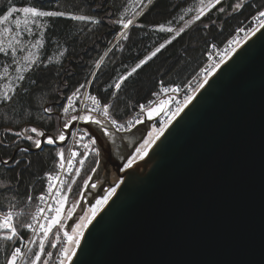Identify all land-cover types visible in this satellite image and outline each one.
<instances>
[{
    "label": "water",
    "instance_id": "95a60500",
    "mask_svg": "<svg viewBox=\"0 0 264 264\" xmlns=\"http://www.w3.org/2000/svg\"><path fill=\"white\" fill-rule=\"evenodd\" d=\"M76 125L97 138L98 169L107 173L95 190L87 184L91 206L112 174L120 180L153 121L127 133L139 137L121 158L95 125L61 129L69 138ZM76 253L71 264H264V31L171 123L84 230Z\"/></svg>",
    "mask_w": 264,
    "mask_h": 264
},
{
    "label": "trees",
    "instance_id": "16d2710c",
    "mask_svg": "<svg viewBox=\"0 0 264 264\" xmlns=\"http://www.w3.org/2000/svg\"><path fill=\"white\" fill-rule=\"evenodd\" d=\"M238 2L239 0H223L217 9L222 6L226 9L225 13L212 9L201 20L186 26L185 22L195 14L186 10L196 9L199 0H154L127 31L128 39H120L115 43L116 36L123 28L115 21L133 18L136 0H0V15L8 7L36 6L43 10L87 15L99 21L93 23L65 17L43 18L44 27L35 36L39 39L43 32L44 47L39 48L38 55L45 63L49 56L53 57L52 63L47 67L33 66L26 71V79L18 81L16 85L17 95L12 102L0 100V161L9 160L8 165L0 162V210L20 212L17 228L21 237L30 238L28 228L21 225L32 222L38 197L44 190L48 176L56 171V153L59 148H66L67 145L45 143L42 149L35 150L31 141L23 136L16 137L14 133L24 128L37 127L46 134L58 135L61 123L64 124L71 116V113L67 116L63 113L67 97L82 83L85 84V88L80 90L83 95L88 81H92L91 94L101 99L102 103H110L113 115L122 122L140 109V105H145L152 99L160 82L184 88L207 64L210 45L216 43L223 46L237 33V28L244 27L264 7V0H244V7L233 13L230 6ZM160 24L171 27L174 31L161 32L157 27ZM182 27L184 32L129 77L113 99L111 93L114 88L110 86H114L120 76L126 75L141 59L150 55L161 43L171 39ZM62 51L63 56L60 55ZM100 57L104 59L97 68L96 63ZM14 64L10 53L7 56L0 53V73L5 66ZM33 80L35 84L32 83ZM25 89H28L27 94ZM75 106L78 112L79 102ZM45 108H51V112L45 113ZM27 135L33 134L29 132ZM20 148H26L27 151L23 152ZM95 159L90 152L72 187L70 206L80 198L91 169L96 167ZM13 160H20L21 163L14 166ZM29 160L30 165L26 163ZM9 185L6 190L5 186ZM58 229L59 236L62 237V230L54 228L45 242V254L39 264H43L45 259L49 260V264L56 263L62 243L55 239ZM3 234L0 230V236ZM51 242L57 243V248H51ZM39 243L40 239H37L25 264H30L34 254L40 251ZM18 245L20 240L14 244L0 239V264H6L11 251ZM48 251L53 252V257H47Z\"/></svg>",
    "mask_w": 264,
    "mask_h": 264
},
{
    "label": "snow or ice",
    "instance_id": "6c2138e0",
    "mask_svg": "<svg viewBox=\"0 0 264 264\" xmlns=\"http://www.w3.org/2000/svg\"><path fill=\"white\" fill-rule=\"evenodd\" d=\"M138 3H143V0H137ZM153 0H148V4H151ZM223 3V0H199V7L196 9V15L189 21H186V26L191 25L192 23L201 20V18L206 15L207 12L211 11L212 9H217L218 5H221ZM232 12H236L237 10H240L244 7V0H239L238 3H235L234 5H231ZM220 13H225L226 9L224 7H219L217 9ZM188 11H192V9H188ZM18 13L23 14V20H21L19 15H15ZM140 15L139 12L135 13L132 19H118L115 21V23L122 25L124 31H121L117 36V41L120 39L127 40L128 39V32L127 30L134 24L135 16ZM56 17H65L71 20H77V21H91L93 23H99L98 20H96L94 17L87 16V15H75L70 12L66 11H60V10H43L36 6H24V7H8L7 11L0 15V26H3L0 28V53H3L4 55H9V52L13 58V62L17 64V72H20L21 69L19 67V61L15 59L17 51H24L25 48L21 47L22 40L21 35L22 32H26L29 35H33L32 27H30L31 24H35L38 27H43L42 24L39 23L43 18H56ZM183 19V17H181ZM252 21L255 22L254 26L249 25V27L245 28L243 26L236 29V32L243 33V37L236 35L231 40L228 41L227 47H225L222 52H220L219 58L217 60H213L208 66L202 68L200 70V73L198 76L200 79L197 80V83L195 87H193L190 83L186 85L188 92L184 95V98L182 101H180L175 111L170 112L169 118L162 123V126L159 128H154L151 133H149L148 138L144 140V142L135 150V155L131 156L126 164L127 168H131L133 164L136 162L137 159H143L146 157L149 153V150L152 148V146L156 143L157 140L160 139L161 136H163L164 132L168 128V126L184 111L185 108L188 107L189 104H191L196 99V94L201 90L204 89L206 85L209 84V80L211 77L215 76L216 73L220 70L221 66L229 59L232 58V56L236 53L238 47L241 45V40L247 41L251 37L255 36L257 33L264 31V7L260 8L255 15L251 17ZM24 25L23 29H21V25ZM9 25H15V31L12 27ZM141 26L142 25H137ZM158 30L161 32H173L174 30L171 27H166L164 24H160L157 26ZM182 32H184V28H180L178 31L175 32V35L171 37V39L166 40L164 43H161L158 47L155 48L154 51L151 52L150 55L144 57L131 69V71L127 72L126 75L120 76V78L117 80V82L114 84V86H110L114 88V91L111 93L112 98H116L117 94L119 93V90L121 89L122 85L125 83V81L128 80L129 77H131L134 73L137 72L138 69H140L143 65L147 64L148 61H150L153 57L157 55L161 51V49L165 48L167 44H171L173 40L176 39L177 36H179ZM10 36V39L7 41V47H5L4 39L3 37ZM31 45V48H43L44 47V40H43V32L40 33V38L35 40V43L29 42ZM215 47V45H213ZM66 51V49H65ZM111 51V49H109ZM61 56L64 55V52L62 51L60 53ZM107 55V53H105ZM23 59L27 62L26 67L24 68V71L30 70L33 66L39 67L40 65H43L44 67H47L49 64L52 63L53 57L49 56L47 58V63L42 61L39 57V55L32 53L31 51L28 52V55L24 56ZM104 57H100V60L97 61L96 67L99 68L101 65V62L103 61ZM211 59V57H210ZM59 62V61H57ZM5 74H7V68H5ZM93 76H95V73H93ZM19 81H24L26 77L21 74L17 77ZM33 84H35V80L32 81ZM89 84L92 83V81H88ZM85 88V84H80L78 88L72 93L71 96L67 97V106L63 108V113L67 116L71 111L76 112L77 108L74 103V99L78 98V94L80 93V90ZM179 87H171V88H163L162 91L177 93L179 92ZM9 92L12 94L10 95ZM25 94H27L28 89L24 90ZM16 90L13 88H9L8 91L0 93V100H2L5 103L12 102L14 99V96H16ZM158 95V94H157ZM171 99V98H170ZM170 99L167 100H161L159 101L158 106H151L155 102H149V105H140V113L134 118V120H128L125 123H121L111 111V108L113 107L110 103H102L101 99H99L95 95L86 94V100L90 102V104L85 105V109L80 110V112L77 115H71L70 119L66 120L63 124V129L68 130L73 126V122L76 121H83L85 123H92L95 124L99 130L102 132V134L108 139V140H114L115 133L130 131L132 127H134L136 124L141 123L140 117L143 115H146L148 118H151L155 115H158L161 111H164L168 104L170 103ZM45 113H50L51 108H45ZM95 114V115H94ZM102 117V118H101ZM111 126V127H109ZM112 129L115 131L113 132ZM64 130H61L58 135L52 136V135H46V133L37 127H30V128H24L22 131L15 132L14 135L16 137L23 136L24 139L31 141L32 144L36 148H41L42 143H47L48 145H57V143H64L66 139L68 138V133ZM32 133L33 135H27V133ZM73 136L76 135V133H72ZM85 136L88 137L87 143H83L82 147L84 148V152H78L74 151L72 149H69L70 151V158H67V168L65 169V151L64 148L61 147L57 151L56 155L59 157V167L62 170H65L67 172H72L74 164L73 161L77 160V157L79 159L77 160V163L79 164V167L75 168V174L79 175L81 168L85 165L88 155L91 152L96 159L94 160V163L96 167H93L91 171L95 173L99 167L100 160L99 157L101 156V152L99 148L97 147V138L93 135H91L88 132H84L83 135L79 136V139L75 141L76 144H80L81 141L84 140ZM2 144V142H0ZM21 151L26 152L27 149H21ZM11 159V158H10ZM2 162L4 165L9 164V160L5 159ZM13 165H19L21 163L20 160H13ZM28 165L31 164V161H26ZM48 179L50 181H59L60 185L63 186L67 184V191H71L72 184L75 183V180H71V182L64 181L60 179L59 175L52 176L49 175ZM89 180L91 177L88 178ZM88 181H85V184H87ZM122 183V181H121ZM91 187H95V184H91ZM9 186H5L6 190L9 188ZM54 185L49 184L48 186V192L51 193ZM119 187V184L116 185V187L111 188L107 195L102 200H98L96 202V205L92 207L89 212V215L82 216L80 218V223L76 224L74 228L71 229V234L69 232H64V237L66 238L67 243L65 246L59 248L58 251V264H71L72 258L77 254L76 250L80 247L81 240L84 236V230L92 223V221L96 218L98 213L102 210V207L106 205L109 201V199L115 195L116 188ZM31 199V196L28 198ZM40 200H44L45 197L41 195L39 197ZM67 201V196L62 195L58 192L56 196V207H50V211L54 213L50 218L48 219V223L46 225L42 224L40 225V229L43 232V238L40 240L39 243V249L40 251L34 254V258L30 260V264H39L41 261V257L43 254H45V241L49 237V233L52 232V229L60 225V227H63L62 221H61V215L64 212V205ZM75 205H73L74 210ZM72 210H69L68 215L71 216ZM43 212V209H38V213ZM32 219L35 221L36 217L33 216ZM14 221V214L11 211L6 212L3 215V218L0 219V230L3 231V235L0 236V239L3 241H12L14 244L21 239L20 233L18 232L17 225L13 222ZM22 227L26 228H32L33 225L31 223L23 224ZM56 241H60L61 237L59 236V229L57 230L55 234ZM50 247L55 249L57 248V243L51 242ZM31 252V249H29V253ZM47 257L51 258L53 257V252L48 251L46 253ZM27 259V254L22 252L20 247H14L11 251L10 256L7 258L6 264H17L18 260H21L22 262ZM43 264H49V260L45 259L43 260Z\"/></svg>",
    "mask_w": 264,
    "mask_h": 264
},
{
    "label": "rangeland",
    "instance_id": "374dc122",
    "mask_svg": "<svg viewBox=\"0 0 264 264\" xmlns=\"http://www.w3.org/2000/svg\"><path fill=\"white\" fill-rule=\"evenodd\" d=\"M137 1V0H136ZM154 1V0H153ZM149 5L150 4H148V0H143V3H136V6H135V8L133 9V11H132V14L133 15H135V13H137V12H139L140 13V15H138V16H136L135 17V19L137 20L141 15H142V13L145 11V9L147 8V7H149ZM199 7V4H198V6L196 7V9ZM189 9H192V11H188V9L186 10L187 12H195V14L194 15H192V16H190V19L189 20H191L195 15H196V9H194L193 10V8H189ZM15 15H19L20 16V18H21V20H23V14L22 13H18V14H15ZM43 20V19H42ZM39 21V23L40 24H42L43 25V27H44V22L43 21ZM136 20H134V23H135V21ZM250 20H251V18H250ZM249 20V21H250ZM248 21V22H249ZM10 27H12L13 28V30L15 31L16 29H15V25H9ZM30 27H32V30H33V35H29L28 33H26V32H22V35H21V40H22V45H21V47H24L25 48V50L24 51H17V54H16V57H15V59L16 60H18L19 61V67H20V69H21V71L20 72H17V64H14V65H7V66H5L4 68H3V70L1 71V73H0V93H2V92H5V91H8V89L9 88H13V89H15L16 88V85H17V83H18V79H17V77L19 76V75H21V74H25L26 73V71H24V68L26 67V65H27V62L23 59V57L24 56H26V55H28V52L29 51H31L32 53H34V54H37L38 55V51H39V48H31V45H30V43L29 42H31V43H35V40L36 39H38V38H36L35 36L37 35V31H39V30H42V28L43 27H38L37 25H35V24H31L30 23V25H29ZM133 26V25H132ZM132 26H130V28L132 27ZM3 26H0V28H2ZM23 27H24V25L22 24L21 25V29H23ZM129 28V29H130ZM128 29V30H129ZM127 30V31H128ZM121 31H124V29L122 28V30ZM120 31V32H121ZM118 36V35H117ZM117 36H116V40H117ZM3 39H4V43H5V47H7V41H8V39H10V36H5V37H3ZM115 40V41H116ZM243 43V40L241 41V44ZM10 53V52H9ZM204 67H206V66H204ZM204 67H202V68H204ZM5 68H7V74H5ZM201 68V69H202ZM200 69V70H201ZM200 70L196 73V76L194 77V79L192 80V82H193V87H195L194 86V84H196L197 83V80L198 79H200V77L198 76V74L200 73ZM190 83V82H189ZM188 83V84H189ZM187 84V85H188ZM168 86H170V85H168ZM171 87H173V86H171ZM186 87V86H185ZM184 87V88H185ZM180 89H183V88H180ZM9 94L11 95L12 93L11 92H9ZM171 98V99H170ZM183 98L184 97H182L181 98V100H183ZM167 99H170V103L168 104V106H167V108L164 110V111H161L158 115H155V116H153V117H151V118H146V119H151V120H153V125H152V130L154 129V128H159V127H161L162 126V123L164 122V121H166L168 118H169V114H170V112H172V111H175V108H176V106H177V104L179 103L178 101L177 102H175V98L174 97H172V96H168V97H166V98H164V99H160V101L161 100H167ZM159 105V102H157V104L155 105V106H158ZM154 106V107H155ZM83 109H85V107H83ZM80 110H82V108H80L79 109V111L78 112H73L72 111V113H71V115L72 114H74V115H77L79 112H80ZM70 114V113H69ZM95 115V114H94ZM102 118V117H101ZM68 119H70V117L68 118ZM67 119V120H68ZM81 123H85V122H83V121H81ZM88 124H92V123H88ZM61 125L63 126V123H61ZM61 125H60V129H61ZM92 125H95V124H92ZM96 126V125H95ZM81 127V126H80ZM85 128V127H84ZM75 129V127L72 129V131ZM86 129V128H85ZM62 130V129H61ZM152 130H151V132H152ZM150 131H149V133H151ZM149 133H148V135H149ZM133 134H134V136H136L135 138L133 137ZM139 136H138V134L135 132V133H132V134H128V135H126V136H120V135H118V134H115V137H114V140H110V141H112V145H113V151H114V155L116 156V157H118V158H121L122 156H124V154H125V152H124V149H126L125 147H128V146H130L135 140H137V138H138ZM133 140V141H132ZM123 144V145H122ZM67 145V144H66ZM124 145H126V146H124ZM65 146V145H64ZM64 150H67V146H66V148H64ZM140 159H137L136 160V162L133 164V166L135 165V164H137V162L139 161ZM132 166V167H133ZM77 167H79V165L77 166ZM127 169V168H126ZM100 170H101V175L103 176V177H101V175L100 176H98V173L100 172ZM112 173H110V175H111ZM79 175H80V173H79ZM79 175H76L75 174V169L73 170V173L71 174V177L69 178V180H68V182H71V180H75V183H76V181H77V179H78V177H79ZM113 175V174H112ZM98 176V177H97ZM105 176H107V173H106V169H104L103 167H102V169H101V167H100V169H97V171L95 172V173H93V172H91L90 173V176L89 177H91V179L89 180H87L88 182L90 181L91 182V184H95V183H101V184H103V178L105 177ZM94 179V180H93ZM93 180V181H92ZM100 181V182H99ZM75 183H73L72 184V187L74 186V184ZM88 184V183H87ZM87 184H85V186H84V188L82 189V191H81V195H80V198L73 204V205H75V208H74V210H72L73 209V205H71L70 206V203H69V201H70V199H69V197H70V193H71V191H72V187H71V191L69 192V191H67V186L65 187V188H63V192H62V195H65V196H67V201H66V203H65V205H64V212L62 213V215H61V221H62V224H63V227L61 228L60 227V225H57V226H55L54 228H56V227H59L60 228V230H62V232L63 233H61L62 234V237H61V239H60V242L62 241V243H61V247H63V246H65V244L67 243V241H66V238L64 237V232L65 231H67V232H69V234H71V229L72 228H74L75 226H76V224H78V223H80V218L82 217V216H86V215H89L90 214V212H89V207L90 206H88V204H87V202H88V198H89V193H88V186H87ZM90 184V185H91ZM101 184H99L98 186H95V187H91V186H89V188L91 189V190H95L96 188H98ZM95 188V189H94ZM110 189V188H109ZM69 210H72V213H71V216H69L68 215V212H69ZM9 211H11L13 214H14V218H15V223H16V225H17V217H18V215H19V213L20 212H16L15 210H12V209H10ZM0 212H2L1 210H0ZM8 212V211H7ZM3 213H6V212H3ZM52 215H54V213L52 214ZM78 217V220H77V222H75L74 224H73V227L70 229V226H69V223H71V221H73L74 220V218L75 217ZM31 223H33V219H32V222ZM48 223V222H47ZM46 223V224H47ZM43 224V223H42ZM41 224V225H42ZM45 224V225H46ZM35 228L36 229H38V230H40V225H35ZM54 228L52 229V232H53V230H54ZM41 231V230H40ZM35 232V231H34ZM52 232L51 233H49V237H50V235L52 234ZM36 233V232H35ZM40 234V235H39ZM38 235H39V237L37 238V236L34 238V240H33V243H32V245H31V247L29 248V249H31L32 250V248H33V246H34V243H35V241L37 240V239H42L43 238V232L41 231L40 233H39ZM32 237H33V232L31 233V236H30V238L28 239V240H31L32 239ZM48 237V238H49ZM46 242V241H45ZM60 247V248H61ZM29 249H27V248H25V250L23 251L24 253H26L27 254V258H28V255H29ZM55 260H57V259H55ZM26 261H27V259H25L23 262L21 261V260H18L17 261V264L18 263H20L21 262V264H25L26 263Z\"/></svg>",
    "mask_w": 264,
    "mask_h": 264
},
{
    "label": "built area",
    "instance_id": "2783aa9c",
    "mask_svg": "<svg viewBox=\"0 0 264 264\" xmlns=\"http://www.w3.org/2000/svg\"><path fill=\"white\" fill-rule=\"evenodd\" d=\"M254 24H255V22L252 21V19H251L249 22H247V24L244 27L247 28V26L249 27V25H254ZM241 34H243V33H239V34L236 33L234 36H236V35H239L240 36ZM227 44H228V42H226L223 46H219L216 43H212L211 46L209 47L208 62H207V64L205 66H208V64H210L213 60H217L219 58V55L218 54L220 52H222V50L225 47H227ZM213 45H215V47H213ZM210 57H211V59H210ZM190 84L193 86V82L192 81L190 82ZM165 87L171 88V86L164 85L163 83H160L159 84L157 90L153 93L152 99L149 101V102H155L151 106H155L157 104V102L160 101V99H164V98H166L168 96L174 97L175 98V102H177V101L180 102V101H182L181 98L184 97V95L187 94V92H188L187 87H185L183 89H180L179 92H177V93H172V92L165 93V92L162 91V89L165 88ZM86 94H91L90 85L87 86L86 91L83 93V95L81 93H79L78 94V98L74 99L75 105H76V102H79L80 103V108L83 109V107H85L86 104H90V102L86 100ZM149 102L147 104H145V105L146 106L149 105ZM67 103H68V101L66 102V105L65 106H67ZM69 113H72V111L70 110ZM139 113H140V109H138L136 112H134V114H132V116L129 119H127L126 121H124V122L120 121V122L121 123H125L128 120H134V118ZM146 118H147L146 115H143V116L140 117V119H141L142 122ZM85 131L88 132L85 128L80 127V126L77 125L75 127V129L71 132L70 137L68 139V147H67V150H64L65 151V158H66V160H65V169L67 168V162H66L67 161V158H70V151H69V149H72L74 151H78V152H81V153H83L85 151L84 148L82 147V144L83 143H87V140H88V137L87 136H85L84 140L81 141L80 144H76L75 143V141L79 139V136L80 135H83ZM72 133H76V135L73 136ZM78 159H79V157H77V160ZM77 160H74L73 161V164H74L73 170L79 165L77 163ZM73 170H72V172H67L65 170L60 169V167H59V157H57L56 171L52 174V176L59 175L61 180L68 181L69 178L71 177V174L73 173ZM50 183L54 185L51 193L48 192V186H49ZM66 186H67V184L61 186L60 183H59V181H50L49 179L46 181V184L44 186V190L39 195V197L41 195H43L45 197V199L44 200L38 199V204H37V207H36V209L34 211V216L36 217V219H35V221L33 220V223H31L33 225V227L32 228H28V230H30L31 232H33V237H32L31 240H28L26 238L21 237V239H20V242L21 243H20L19 246H17V247H20L21 248L22 252L25 250V248L29 249L31 247L34 238L41 232L40 231L41 229L40 230L36 229L35 228V225H37V224L38 225H41L42 223L45 224L48 221L47 218H50V216L53 214V212L50 211V207L49 206H51V207H56L57 206L56 203H55L56 196H57L58 192L60 194H62L63 188H65ZM38 209H43V212H39L38 213ZM4 214L5 213L0 212V219L3 218V215ZM13 222L15 223V218H14V221ZM18 264H21V262L18 263Z\"/></svg>",
    "mask_w": 264,
    "mask_h": 264
},
{
    "label": "bare ground",
    "instance_id": "6f19581e",
    "mask_svg": "<svg viewBox=\"0 0 264 264\" xmlns=\"http://www.w3.org/2000/svg\"><path fill=\"white\" fill-rule=\"evenodd\" d=\"M145 10H146V9H145ZM248 40H249V39H248ZM248 40H247V41H248ZM247 41H246V42H247ZM116 42H117V40L115 41V43H116ZM246 42L243 41V43L238 47V49H239L242 45H244ZM210 46H211V45H210ZM238 49H237V50H238ZM223 65H224V64H223ZM223 65H222V66H223ZM222 66H221V67H222ZM211 78H212V77H211ZM211 78H210V79H211ZM160 83H162V82H160ZM88 85H90V84H88ZM164 85H165V84H164ZM201 90H202V89H201ZM201 90H200V91H201ZM85 91H86V90H85ZM200 91H199V92H200ZM199 92H198V93H199ZM198 93H197V94H198ZM197 94H196V96H197ZM189 105H190V104H189ZM189 105H188V106H189ZM187 108H188V107H187ZM187 108H185L184 111H185ZM79 109H80V103H79ZM184 111H183V112H184ZM183 112H182V113H183ZM182 113H181V114H182ZM181 114H180V115H181ZM180 115H179V116H180ZM179 116H178V117H179ZM170 125H171V124H170ZM170 125H169V126H170ZM169 126H168V127H169ZM167 129H168V128H167ZM167 129H166V130H167ZM165 132H166V131H165ZM165 132H164V134H165ZM164 134H163V135H164ZM161 137H162V136H161ZM161 137H160V138H161ZM153 146H154V145H153ZM153 146H152V147H153ZM151 149H152V148H151ZM151 149H150V150H151ZM150 150H149V151H150ZM144 158H145V157H144ZM144 158H143V159H144ZM143 159H140V160L137 162V164H135V165H134L133 167H131V168H127L126 165H125V167L123 168L122 172L120 173V175H121L120 180H119L118 177H116L114 174L111 175V179L108 180V183H107V185H106V189H105V193H106V195H107L108 191H109L111 188L116 187V185L119 184V187L116 188V191H117V190L120 188V186L125 182V180L130 176V174L134 171V169L139 165V163H140ZM126 168H127V169H126ZM121 181H122V183H121ZM99 182H100V181H99ZM99 184H101V183H95L96 186H98ZM111 184H112V186H110ZM109 188H110V189H109ZM94 189H95V188H94ZM102 198H103V197H98V198L96 199L95 203L92 204V205L89 207V209H91L92 207H94V206L96 205V202H97L98 200H102ZM38 199H39V197H38Z\"/></svg>",
    "mask_w": 264,
    "mask_h": 264
},
{
    "label": "crops",
    "instance_id": "0c3cea01",
    "mask_svg": "<svg viewBox=\"0 0 264 264\" xmlns=\"http://www.w3.org/2000/svg\"><path fill=\"white\" fill-rule=\"evenodd\" d=\"M109 127H111V126H109ZM112 131L114 132L115 130L112 129ZM150 132H151V131H150ZM148 133H149V132H148ZM115 134H118V135L122 136V135H126L127 132H120V133H115ZM133 136H134V135H133ZM134 137H136V136H134ZM147 138H148V135L146 136L145 139H147ZM143 142H144V141H143ZM143 142H142V143H143ZM142 143H140L139 146H140ZM139 146H138V147H139ZM133 155H135V153H134Z\"/></svg>",
    "mask_w": 264,
    "mask_h": 264
},
{
    "label": "flooded vegetation",
    "instance_id": "af4514ba",
    "mask_svg": "<svg viewBox=\"0 0 264 264\" xmlns=\"http://www.w3.org/2000/svg\"><path fill=\"white\" fill-rule=\"evenodd\" d=\"M127 135V134H126ZM126 135H123V136H126ZM134 137V136H133ZM135 138V137H134ZM133 141V140H132ZM126 146V145H124ZM126 149H124V152L127 151L128 147H125ZM69 226H70V223H69Z\"/></svg>",
    "mask_w": 264,
    "mask_h": 264
}]
</instances>
